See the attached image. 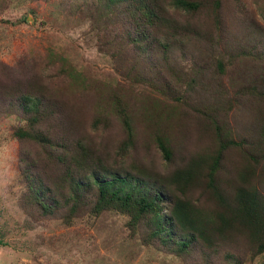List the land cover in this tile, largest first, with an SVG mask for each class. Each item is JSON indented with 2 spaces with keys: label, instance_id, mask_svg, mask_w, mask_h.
I'll list each match as a JSON object with an SVG mask.
<instances>
[{
  "label": "trees",
  "instance_id": "16d2710c",
  "mask_svg": "<svg viewBox=\"0 0 264 264\" xmlns=\"http://www.w3.org/2000/svg\"><path fill=\"white\" fill-rule=\"evenodd\" d=\"M24 1L40 0L19 3ZM255 3L258 17L242 0L63 2L70 18L95 21L114 12L127 20L97 38L118 61L119 82L90 80L51 48L44 58L27 57L16 78L6 71L0 75V118L13 117V138L41 148L56 171L50 176L39 158L21 156L29 198L44 217L57 214L70 225L86 214L118 213L145 246L182 264H240L235 250L244 248L243 241L256 249L253 257L264 252V3ZM188 60L199 75L210 69V78H199L208 89L202 99L211 103L222 95L224 117L213 119L201 108L184 111L176 88L189 78ZM49 76L66 80L59 92L95 100L96 128L116 117L124 154L136 146L140 130L169 163L173 146H184L191 132L206 150L191 152L168 173L142 163L114 169L109 153L92 160L87 146L73 149L69 139L52 135L53 127L43 128L60 114L52 108ZM193 80L185 82L190 92L196 89ZM74 121L68 120V129Z\"/></svg>",
  "mask_w": 264,
  "mask_h": 264
},
{
  "label": "rangeland",
  "instance_id": "374dc122",
  "mask_svg": "<svg viewBox=\"0 0 264 264\" xmlns=\"http://www.w3.org/2000/svg\"><path fill=\"white\" fill-rule=\"evenodd\" d=\"M2 1L0 75L6 71L11 75L10 78H16V69L19 64L27 63V57L35 55L37 59L44 58L46 50L51 48L64 54L90 80L91 77H102L113 82L121 80L118 61L113 62L110 53L102 50L97 38L106 28L116 30V27H121L126 17L124 19L111 12L95 21L88 17L70 18L65 12V0L23 3H19L20 0ZM242 1L247 11L259 16L255 2L263 5L264 0ZM190 66L191 60H188L185 69L190 79L187 77V81L176 88L186 104L184 111L190 115L191 111L201 108L211 114L213 119L226 115V111L223 113L219 106L224 100L222 95L220 101L211 103L202 99L208 89L202 88L200 77L205 80L210 78V69L199 75L197 68L194 71ZM199 70L204 72L205 67L201 65ZM62 79L52 76L46 79L56 100L52 108L60 114L43 123V128L53 127L55 130L52 135L58 136V139H69L73 149L78 145L87 146L92 160L103 159L109 153L108 163L114 169H120L121 165L128 167L132 163H142L147 167L157 166L160 172L168 173L181 166L191 152L206 150V144L199 142L197 134L192 135L191 132L184 146H173L176 154L173 162L169 163L162 158L151 139L146 140L144 132L140 130L136 146L124 154L119 149L124 133L116 117L112 116L108 125L101 124L96 128L93 125L95 100L59 92L66 84V80ZM191 79L195 80L196 89L190 92L185 82ZM70 119L75 121L70 123L73 127L68 129ZM14 123L16 120L13 117L0 118V264H182L167 252L145 246L140 235L129 233L127 218L118 213L107 211L99 216L86 214L70 225L65 224L57 214L44 217L29 198L22 177L24 165L21 156L27 154L30 159L39 158L42 166L47 165L46 171L50 176L56 175V171L41 148L32 143L22 142L20 145L13 138ZM66 129L68 134L64 133ZM229 156L233 157V152H229ZM242 243L244 248L240 244L236 245L235 251L239 250L236 262L264 264V252L253 257L256 249H248L245 242ZM230 263L234 264V260Z\"/></svg>",
  "mask_w": 264,
  "mask_h": 264
}]
</instances>
